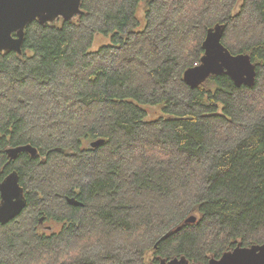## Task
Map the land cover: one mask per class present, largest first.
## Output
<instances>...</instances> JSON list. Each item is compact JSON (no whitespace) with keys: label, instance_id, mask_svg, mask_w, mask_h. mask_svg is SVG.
Segmentation results:
<instances>
[{"label":"trees","instance_id":"16d2710c","mask_svg":"<svg viewBox=\"0 0 264 264\" xmlns=\"http://www.w3.org/2000/svg\"><path fill=\"white\" fill-rule=\"evenodd\" d=\"M82 10L29 24L22 54L0 51V182L17 171L28 200L0 224V264H206L264 244V0ZM216 25L232 54L251 56L253 87L184 81ZM100 35L109 43L93 51ZM27 144L37 158L8 159Z\"/></svg>","mask_w":264,"mask_h":264},{"label":"water","instance_id":"95a60500","mask_svg":"<svg viewBox=\"0 0 264 264\" xmlns=\"http://www.w3.org/2000/svg\"><path fill=\"white\" fill-rule=\"evenodd\" d=\"M83 0H0V51L23 52L26 30L34 21L45 25L59 19L71 21L84 13ZM226 26L216 25L210 29L203 43L205 54L199 66L188 69L184 74L185 82L192 88L200 86L213 75L226 74L238 85L254 86L256 67L249 55L232 54L222 43ZM105 142L104 139L91 142L92 148H97ZM29 154L33 158L39 156V150L30 145L10 147L6 150L11 161L17 160L21 154ZM0 224L7 225L17 219L28 205L25 189L20 184L17 171L9 173L0 182ZM71 206H83L76 198H67ZM44 222V219L41 220ZM198 217L190 216L187 224H195ZM178 228L177 231H179ZM158 264H188L186 257H176L170 260L161 259ZM206 264H264V244L250 247L238 245L232 251L226 252L221 258H212Z\"/></svg>","mask_w":264,"mask_h":264},{"label":"rangeland","instance_id":"374dc122","mask_svg":"<svg viewBox=\"0 0 264 264\" xmlns=\"http://www.w3.org/2000/svg\"><path fill=\"white\" fill-rule=\"evenodd\" d=\"M108 43H109V40L106 37H104L102 35L96 36L95 43H94L92 50L97 51L98 49H100L101 47H103L104 45H106ZM47 225H48V223H47Z\"/></svg>","mask_w":264,"mask_h":264},{"label":"bare ground","instance_id":"6f19581e","mask_svg":"<svg viewBox=\"0 0 264 264\" xmlns=\"http://www.w3.org/2000/svg\"><path fill=\"white\" fill-rule=\"evenodd\" d=\"M216 27V26H215ZM214 27V28H215ZM213 29V28H212ZM207 34H208V32H207ZM207 34H206V36H207ZM224 34H225V32H224ZM223 37H224V35H223ZM205 39H206V37H205ZM205 39H204V41H205ZM204 43V42H203ZM222 43H223V38H222ZM224 45V44H223ZM203 50H204V48H203ZM204 52H205V50H204ZM205 54V53H204ZM235 55V54H234ZM237 55H239V54H237ZM246 55H248V54H246ZM204 56V55H203ZM250 56V55H249ZM250 58H251V56H250ZM202 59V58H201ZM252 60V59H251ZM252 63H253V61H252ZM254 64V63H253ZM255 65V64H254ZM256 67V66H255ZM185 74V73H184ZM230 77V76H229ZM256 77H257V71H256ZM210 78V77H209ZM231 78V77H230ZM232 79V78H231ZM184 81H185V79H184ZM207 81V80H206ZM205 81V82H206ZM233 81V80H232ZM205 82H203L202 84H204ZM234 82V81H233ZM255 82H256V79H255ZM187 84V83H186ZM201 84V85H202ZM234 84L235 85H237L235 82H234ZM188 85V84H187ZM200 85V86H201ZM244 85V84H243ZM243 85H241V86H243ZM255 85V84H254ZM189 87H191L190 85H188ZM200 86H198V87H196V88H199ZM238 86V85H237ZM245 86H248V85H245ZM240 87V86H239ZM248 87H253V86H248ZM192 88V87H191Z\"/></svg>","mask_w":264,"mask_h":264},{"label":"flooded vegetation","instance_id":"af4514ba","mask_svg":"<svg viewBox=\"0 0 264 264\" xmlns=\"http://www.w3.org/2000/svg\"><path fill=\"white\" fill-rule=\"evenodd\" d=\"M7 150V149H6ZM7 157H8V155H7ZM8 159H9V157H8ZM10 160V159H9ZM11 161V160H10ZM14 161H16V160H14ZM14 161H12V162H14ZM77 199V198H76Z\"/></svg>","mask_w":264,"mask_h":264}]
</instances>
